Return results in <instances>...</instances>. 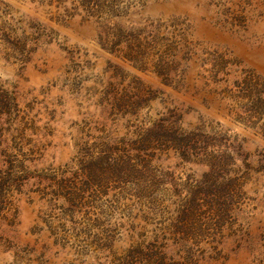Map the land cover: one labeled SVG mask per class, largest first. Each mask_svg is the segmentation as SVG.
<instances>
[{
	"label": "rangeland",
	"instance_id": "rangeland-1",
	"mask_svg": "<svg viewBox=\"0 0 264 264\" xmlns=\"http://www.w3.org/2000/svg\"><path fill=\"white\" fill-rule=\"evenodd\" d=\"M0 264H264V0H0Z\"/></svg>",
	"mask_w": 264,
	"mask_h": 264
}]
</instances>
